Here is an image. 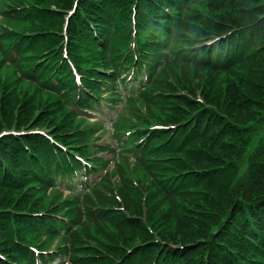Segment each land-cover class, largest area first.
Masks as SVG:
<instances>
[{"label":"trees","instance_id":"obj_1","mask_svg":"<svg viewBox=\"0 0 264 264\" xmlns=\"http://www.w3.org/2000/svg\"><path fill=\"white\" fill-rule=\"evenodd\" d=\"M74 1L0 0V133L31 119L40 125L51 112L54 79L70 70L61 63L62 28ZM134 1L78 0L68 28L71 56L80 30L97 48L105 42L102 68L113 77H99L114 100L124 94L107 83L118 82ZM148 2L136 7V46L151 72L145 88L125 99L118 132L131 133L119 139L121 161L102 185L83 200L62 201L42 180L65 153L40 134L0 136V252L7 257L22 252L16 239L32 242L33 218L24 214L53 204L78 225L71 238L98 245L100 258L79 264H264V0ZM229 30L228 39L251 34L235 58L220 42L205 43Z\"/></svg>","mask_w":264,"mask_h":264}]
</instances>
